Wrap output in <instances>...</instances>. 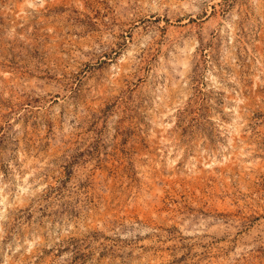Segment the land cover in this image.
I'll list each match as a JSON object with an SVG mask.
<instances>
[{
	"label": "rangeland",
	"instance_id": "obj_1",
	"mask_svg": "<svg viewBox=\"0 0 264 264\" xmlns=\"http://www.w3.org/2000/svg\"><path fill=\"white\" fill-rule=\"evenodd\" d=\"M0 264H264V0H0Z\"/></svg>",
	"mask_w": 264,
	"mask_h": 264
}]
</instances>
